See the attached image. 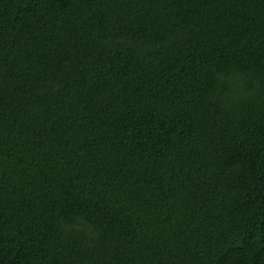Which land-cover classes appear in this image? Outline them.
<instances>
[{"label":"trees","instance_id":"16d2710c","mask_svg":"<svg viewBox=\"0 0 264 264\" xmlns=\"http://www.w3.org/2000/svg\"><path fill=\"white\" fill-rule=\"evenodd\" d=\"M0 264H264V0H0Z\"/></svg>","mask_w":264,"mask_h":264}]
</instances>
